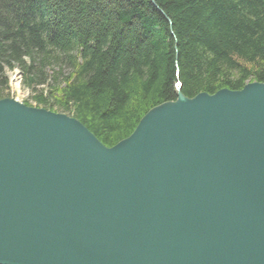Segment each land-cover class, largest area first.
Returning a JSON list of instances; mask_svg holds the SVG:
<instances>
[{
	"label": "water",
	"instance_id": "95a60500",
	"mask_svg": "<svg viewBox=\"0 0 264 264\" xmlns=\"http://www.w3.org/2000/svg\"><path fill=\"white\" fill-rule=\"evenodd\" d=\"M181 87L111 148L0 100V264H264V83Z\"/></svg>",
	"mask_w": 264,
	"mask_h": 264
},
{
	"label": "trees",
	"instance_id": "16d2710c",
	"mask_svg": "<svg viewBox=\"0 0 264 264\" xmlns=\"http://www.w3.org/2000/svg\"><path fill=\"white\" fill-rule=\"evenodd\" d=\"M7 69L111 148L179 83L191 99L264 83V0H0V100Z\"/></svg>",
	"mask_w": 264,
	"mask_h": 264
},
{
	"label": "rangeland",
	"instance_id": "374dc122",
	"mask_svg": "<svg viewBox=\"0 0 264 264\" xmlns=\"http://www.w3.org/2000/svg\"><path fill=\"white\" fill-rule=\"evenodd\" d=\"M51 72L52 71H50V76L52 75ZM54 72H58V68L56 66L54 67ZM67 74L68 72L66 71L64 75L66 76ZM7 76L10 79V87L5 92L6 97L3 99H14V100H17L27 105L28 107L45 109L44 107H38V104L34 99V96L37 95V93L33 92L31 89L25 86L24 84L25 76L19 69H15L12 71L7 69ZM51 81L52 80L50 79V83ZM38 89H39V92L44 90V92L46 93L48 90V87H40ZM46 110H49V111H52L58 114H64V115L70 116V112H64L58 106H54L53 109H46Z\"/></svg>",
	"mask_w": 264,
	"mask_h": 264
}]
</instances>
